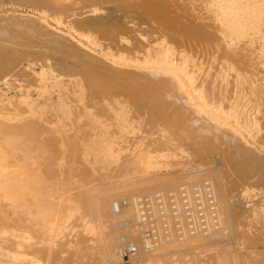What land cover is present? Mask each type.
I'll use <instances>...</instances> for the list:
<instances>
[{
	"label": "bare ground",
	"instance_id": "bare-ground-1",
	"mask_svg": "<svg viewBox=\"0 0 264 264\" xmlns=\"http://www.w3.org/2000/svg\"><path fill=\"white\" fill-rule=\"evenodd\" d=\"M7 2L0 22H21L36 54L0 52V92L12 73L35 81L19 86L27 90L20 102L0 99V256L17 264L28 246L58 260L69 243L96 251L99 264H121L124 236L141 249L133 264H207L188 252L219 247L246 212L263 215L260 206H232L238 180L264 184V0ZM26 4L31 13L19 14ZM50 139L61 153L55 170ZM217 154L221 163L209 167ZM147 215L159 241L148 250ZM9 242L23 252H7ZM210 256L208 264H250L228 247Z\"/></svg>",
	"mask_w": 264,
	"mask_h": 264
},
{
	"label": "rangeland",
	"instance_id": "rangeland-1",
	"mask_svg": "<svg viewBox=\"0 0 264 264\" xmlns=\"http://www.w3.org/2000/svg\"><path fill=\"white\" fill-rule=\"evenodd\" d=\"M8 0H6V3H8L7 2ZM8 6V5H7ZM31 8L30 7H28V5L26 4V5H24V6H22V7H19V9H18V13L19 14H23V15H29L30 13H31V11L32 10H30ZM0 15H2L1 13H0ZM6 21V20H5ZM8 21H6L5 23H3V20L0 22V52L4 55L6 52V50L8 49V48H10V47H12L13 48V46H17V50L19 51V52H21V53H27V54H29V55H35L36 53L34 52V51H32V48L36 45L35 43H33L34 42V40L32 39V36H31V34H30V32L28 31V30H20L21 29V27H20V23H18V24H16V23H7ZM11 24H13V26L11 25ZM20 24V25H19ZM10 25V26H9ZM17 26L18 25V30L16 29V27L15 26ZM14 29V30H13ZM17 30V31H16ZM20 30V31H19ZM19 31V32H18ZM28 37H29V40H28ZM31 37V38H30ZM27 41V42H26ZM10 42V43H9ZM11 42H13V43H11ZM32 42V43H31ZM25 43H26V46L28 47H26L25 46ZM10 44V45H9ZM16 44V45H15ZM28 44V45H27ZM29 44H30V46H29ZM32 44V45H31ZM12 45V46H11ZM22 45L24 46V47H22ZM7 46H8V48H7ZM10 46V47H9ZM19 47V48H18ZM21 47V48H20ZM30 47V48H29ZM15 48V47H14ZM25 48H26V50H25ZM25 51V52H24ZM4 52V53H3ZM34 52V53H33ZM25 53V54H26ZM0 57H2V56H0ZM5 62H7V60L6 59H4L3 57H2V59L0 58V66H5ZM70 62H72V61H70ZM22 66L26 69L27 67H28V60H23L22 61ZM35 70L36 71H38V68L37 67H35ZM28 73H31V72H28ZM33 76H31V75H29V74H20V75H18L17 73H12L11 74V85L6 89L5 87H1V90H2V92H0V99L3 97V98H6V100H5V102H7V99L8 98H10V100H14L15 102H20L22 99H24V97H25V95H26V88L24 87L23 89H21V87H19L20 85H23V86H28V85H30V84H34L35 83V81H34V79L32 78ZM68 79V78H67ZM4 94V95H3ZM1 128H3V127H1ZM94 134V133H93ZM101 133H98V135H100ZM51 141V142H50ZM50 141H47V143H46V145L48 146V152H49V154L50 155H48V160H47V163H49V165L51 166V168L53 167V169L55 170V164L54 163H57V161H58V159H59V156H61V153H60V151H59V148H58V143L55 141V144H53V141L50 139ZM50 142V143H49ZM135 142V141H134ZM56 143H57V145H56ZM51 144H53V145H55V146H52ZM51 146V147H50ZM51 148V149H50ZM54 148H56V149H54ZM51 150V151H50ZM53 152H54V154H53ZM57 154V157L55 156ZM50 157H51V159H50ZM222 156L221 155H219V154H217V155H213L212 156V159H213V161H212V163H214V162H217V163H215V164H212V165H210L209 167H215L217 164H220L221 163V158ZM53 160V161H52ZM57 160V161H56ZM199 160H201V159H199ZM198 160V158H196L194 161H195V166L196 165H198V162L200 163L201 161H199ZM210 160H211V158H210ZM217 160V161H216ZM52 161V162H51ZM55 161V162H54ZM219 166H221V165H219ZM218 166V167H219ZM217 167V166H216ZM223 167V166H222ZM46 171H48V169L46 170ZM56 172V171H55ZM55 174H57V172L55 173ZM175 175L174 176H179L180 174H176V173H174ZM236 175V174H235ZM235 175H233V176H235ZM56 176V175H55ZM203 179H205L206 177L205 176H203L202 177ZM235 178L237 179H239V177L238 176H235ZM237 179V180H238ZM242 179H240V180H238V182H239V184H238V190H241V191H243V189H244V191L241 193V191H240V194L238 195L239 197V200L240 199H242V201H243V203L241 202V200L239 201V200H237L236 201V203L234 202V204L235 205H233L232 207L235 209V210H237V211H240L241 210V212H245L246 210H247V207H248V205H249V207L251 208L252 206H253V208H257V209H259V207L258 206H260V209H263L264 210V184H259L258 182H256V180H252L251 181V179H249L248 181L246 180L245 182L242 180ZM182 183L181 182H179V181H175L174 182V184H170V185H166L165 187H162V188H174V187H178L179 185H181ZM246 189H248V190H246ZM154 190H159V187H156V189L154 188ZM245 191H248L247 193H245ZM147 192H149V191H147ZM147 192H142V193H140V194H143V196L145 197V196H147ZM145 193V194H144ZM171 193H173V192H171ZM244 193L246 194V195H244ZM241 194H243L244 195V198H243V195H241ZM121 195H123V194H121ZM157 195H160V193H158ZM248 197L247 199L245 198V197ZM242 197V198H241ZM171 199H173V201L174 202H176V200H175V198H174V196H173V194H172V196L170 197ZM170 199V200H171ZM243 199H245V200H243ZM248 202H247V201ZM169 201V200H168ZM172 201V200H171ZM238 202V203H237ZM252 202V203H251ZM169 203V208L171 209V211H172V209L175 207V208H177V205H176V203H175V205H174V207L172 206V204H171V202L169 201L168 202ZM247 203V204H246ZM171 204V205H170ZM242 205V206H241ZM252 205V206H251ZM238 208H237V207ZM256 206V207H255ZM126 207H128V206H126ZM240 207H242V209H240ZM245 207H246V210L244 211V209H245ZM248 207V208H249ZM237 208V209H236ZM159 209V208H158ZM158 209H156V208H153V209H151L150 211V213L153 215V216H157V213H158V216L156 217L157 219H156V221L158 220V223L160 224V221H161V223L165 226V218H160V217H163L164 215L162 214L163 212H161L160 210H158ZM200 209V208H199ZM173 211H175V210H173ZM252 213V215H250V214ZM161 216H160V215ZM255 214V215H254ZM242 215V214H241ZM250 215V216H249ZM256 215H258V214H256V213H253V212H248V214H247V212L246 213H244V215H242V218H243V216H245V217H247V218H245L244 217V219H242L241 221L242 222H240V224L241 225H243L244 223H243V220H247V221H244L245 223L246 222H248L249 223V225L246 223V224H244L243 226H241V225H236L237 227H236V230L234 231V233H232V234H230V235H228L227 237H225L224 239H222V241H221V243H219V245L221 246V247H228L229 249L231 248V249H233V250H237V251H239V252H242V253H246V256H247V258L250 260V264L252 263V264H264V235H260V233H262L261 231H263L262 229H263V224H264V222H263V220H264V213H263V215H262V213H259V217L261 218V219H263L262 221H261V219L258 217V216H256ZM152 216V217H153ZM253 218H252V217ZM258 217L257 219H256V217ZM254 217H255V219H254ZM258 219H259V221H261L260 223H258ZM165 220V221H164ZM176 220H179V219H176ZM204 220H206V219H204ZM203 221V220H202ZM164 222V223H163ZM251 222V223H250ZM263 222V223H262ZM254 223V224H253ZM256 223V224H255ZM162 224H160V225H162ZM162 225V226H163ZM252 225V226H251ZM253 225H255V226H253ZM260 225H261V227L262 228H259L258 229V227H260ZM161 226V227H162ZM163 226V227H164ZM166 226H167V224H166ZM165 226V227H166ZM177 226H178V224H177ZM257 226V228H256V230H255V227ZM243 227L246 229L245 231L248 233V232H250L251 230V232L249 233L250 234V237H248V236H243V237H240L241 235L240 234H238L236 231H237V229H240L241 228V231H244L243 230ZM254 227V228H253ZM249 228V229H248ZM250 228H251V230H250ZM253 230H254V232H253ZM257 230H259V231H257ZM261 230V231H260ZM259 232V233H258ZM264 232V231H263ZM252 233V234H251ZM260 235V238L262 237V239H259L258 238V241H254L255 239H256V237H258L257 235L258 234ZM262 234H264V233H262ZM253 235V236H252ZM254 235H256V237L254 236ZM255 238L253 241L250 239V238ZM72 240H74L73 238H72V235H71V237L69 236L68 237V241H70V243L71 242H74V241H72ZM248 238V240H244V239H247ZM249 239L251 240L250 242H255L256 244H251L250 242H249ZM257 240V239H256ZM248 241V242H247ZM258 242V243H257ZM9 244H11L10 246H9ZM258 244V245H257ZM68 246H64L62 249H61V252H60V257H59V259L57 260V258L56 259H53L54 258V256H52V253H46L45 252V255L47 254V257L46 256H44L43 254V257L41 258V253H44V251H42V249H41V252L39 251L40 249H36V248H38V247H36L35 249L34 248H27L28 246H25L24 248H26V249H21V250H23V251H20V250H18L17 248L15 249L16 251L15 252H23V254H24V260L23 261H20L19 263H17V264H25V262H28V264H39V261H38V259L40 260V259H43V261L42 260H40V264H99V258H100V256H99V254H97L96 253V251H89V253H87L88 251L87 250H80L81 251V253H79L80 251H76V250H74L73 248H72V250H71V245L68 243L67 244ZM218 245V244H217ZM252 247H250V246ZM38 246V245H37ZM41 245H39V247H40ZM219 246V247H220ZM6 247H9L8 248V250L6 249V251L7 252H11V253H13L14 251H11L12 249H14V247H16V245H14V244H12L11 242H9L8 244H7V246ZM213 247V248H212ZM219 247H215V246H204V247H200V248H198L197 250H195V251H191V252H188V256H187V258L189 257V259H193L194 258V256L196 255V253H198V257L199 258H202V260H203V263H205L206 261V263L208 264L210 261H211V259H209L211 256L210 255H212L214 252H215V249H218ZM258 247H260V248H258ZM251 248V249H250ZM10 249V250H9ZM30 251H32L33 249V253L31 252V254H30V252H29V250ZM28 250V251H27ZM35 250H37L38 252H39V254H36V253H38L37 251H35ZM74 250V251H73ZM36 253H35V252ZM76 251V252H75ZM258 251H260V252H258ZM14 252V253H15ZM26 252H28V254L26 253ZM79 254H78V253ZM91 252V253H90ZM195 252V253H194ZM213 252V253H212ZM256 252H258V253H256ZM193 253V254H192ZM28 255V257H27V255ZM72 254V255H71ZM200 254V255H199ZM202 254V255H201ZM204 254V255H203ZM30 255H32L31 256V258H33V261L35 262V261H37L38 263H34V262H32L31 260V258H30ZM36 255V256H35ZM40 255V256H39ZM76 255V256H75ZM78 255V256H77ZM90 255V256H89ZM33 256H35V257H33ZM39 256V257H38ZM202 256V257H201ZM204 256V257H203ZM210 256V257H209ZM1 257L2 256H0V259H1ZM48 257H49V259H48ZM176 257H178V256H176ZM207 257V258H206ZM209 257V258H208ZM3 259H1L0 261L2 262H0V264H4L5 262H9L8 264H16V263H14V262H11L10 260L9 261H7L8 259H7V257H5V256H3L2 257ZM29 258V259H28ZM179 259H180V257H178ZM46 259V260H45ZM122 259V258H121ZM184 259V258H183ZM5 261L4 263H3V261ZM98 260V261H97ZM205 260V261H204ZM25 261V262H24ZM30 261V262H29ZM47 261H48V263H47ZM52 261V262H51ZM70 261V262H69ZM21 262H23V263H21ZM134 262V261H133ZM133 262L132 263H130V264H133ZM182 264V262H180V260H179V262H178V264ZM5 264H7V263H5ZM27 264V263H26ZM121 264H124L123 263V261L121 260Z\"/></svg>",
	"mask_w": 264,
	"mask_h": 264
},
{
	"label": "built area",
	"instance_id": "built-area-1",
	"mask_svg": "<svg viewBox=\"0 0 264 264\" xmlns=\"http://www.w3.org/2000/svg\"><path fill=\"white\" fill-rule=\"evenodd\" d=\"M123 205H127V201H123L122 204H119L117 202L114 203L113 208L115 210V213L118 214L120 212V208ZM202 215V214H201ZM204 219V218H203ZM147 220L150 223V226L145 228L143 227L142 232H143V239L145 242V249H152L155 246L158 245L159 241H158V235H157V231L155 229V222L153 217H149L148 215L143 217V221ZM140 222V224L142 225V223L144 222ZM189 221H191V227L194 226V221L193 218H190ZM203 223V228L206 227V220L202 221ZM120 255L122 258V261L124 264H130L133 261H135L137 259V257L139 256L141 249L139 247L138 244L129 241L127 238H125L124 236L120 238ZM148 243V244H147ZM150 243V244H149Z\"/></svg>",
	"mask_w": 264,
	"mask_h": 264
}]
</instances>
